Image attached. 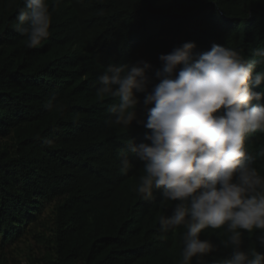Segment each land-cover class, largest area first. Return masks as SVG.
Masks as SVG:
<instances>
[{"label":"trees","instance_id":"16d2710c","mask_svg":"<svg viewBox=\"0 0 264 264\" xmlns=\"http://www.w3.org/2000/svg\"><path fill=\"white\" fill-rule=\"evenodd\" d=\"M48 2L51 35L29 49L15 27L23 0H0V245L36 231L52 264H179L184 230L162 234L159 225L174 202L159 191L144 201L135 191L143 165L127 143L146 142L148 130L110 126L107 108L117 101L97 95V79L109 65L143 59L153 66L151 91L159 56L186 42H195L197 57L220 44L251 59L252 49L264 47V0ZM139 117L147 121L145 112ZM246 147L264 175V133ZM122 151L133 165L126 175ZM51 203L49 225L41 215ZM222 232L201 234L218 245L201 264L232 255L220 245ZM250 247L264 253L255 233L243 237L241 249Z\"/></svg>","mask_w":264,"mask_h":264},{"label":"clouds","instance_id":"9594fccd","mask_svg":"<svg viewBox=\"0 0 264 264\" xmlns=\"http://www.w3.org/2000/svg\"><path fill=\"white\" fill-rule=\"evenodd\" d=\"M23 5L16 31L27 48H38L51 35L49 2L23 0ZM195 47L186 42L161 54L151 91L149 62L109 65L98 76L97 95L117 101L107 108L114 117L110 126L130 130L135 123L148 130L146 142L127 143L143 165L135 191L144 201H153L159 191L163 201L174 202L172 215H161L159 225L162 234L184 230L179 264L194 259L201 264L218 251L217 244L202 239L206 229H223L220 245L232 249L217 264H264L256 247L241 249L243 237L253 233L264 248V175L246 147L251 135L264 133V103H259L264 92L253 90L264 86V69L257 71L264 66V47L252 49L251 59L220 44L197 57ZM140 111L147 114L146 122ZM120 155L119 171L126 175L133 165L125 152Z\"/></svg>","mask_w":264,"mask_h":264},{"label":"rangeland","instance_id":"374dc122","mask_svg":"<svg viewBox=\"0 0 264 264\" xmlns=\"http://www.w3.org/2000/svg\"><path fill=\"white\" fill-rule=\"evenodd\" d=\"M52 203L47 204L42 211L43 221L52 225ZM44 227V226H43ZM40 227V230L43 229ZM36 231H27L16 240L0 245V264H52L46 256L50 249L47 240L36 235ZM49 228L46 234L50 235Z\"/></svg>","mask_w":264,"mask_h":264}]
</instances>
